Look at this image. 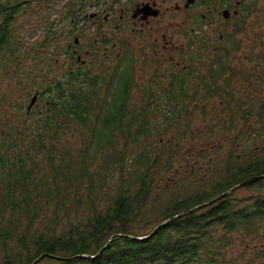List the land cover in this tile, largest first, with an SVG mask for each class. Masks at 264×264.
I'll return each instance as SVG.
<instances>
[{
  "label": "trees",
  "instance_id": "trees-1",
  "mask_svg": "<svg viewBox=\"0 0 264 264\" xmlns=\"http://www.w3.org/2000/svg\"><path fill=\"white\" fill-rule=\"evenodd\" d=\"M48 1L0 0V71L18 84L26 72L18 19ZM83 2L68 4L65 22ZM42 16L35 53L58 34L56 21ZM122 69V77L119 70L69 72L46 87L27 75V96L36 83L45 88L38 92L43 109L30 111L0 77V264H225L236 234L264 229V194H240L264 179L233 189L264 175V156L240 162L231 151L222 181L181 197L167 192L160 180L182 145L161 139L174 128L182 139L177 119L190 111L151 109L147 93L133 103V66Z\"/></svg>",
  "mask_w": 264,
  "mask_h": 264
},
{
  "label": "flooded vegetation",
  "instance_id": "flooded-vegetation-1",
  "mask_svg": "<svg viewBox=\"0 0 264 264\" xmlns=\"http://www.w3.org/2000/svg\"><path fill=\"white\" fill-rule=\"evenodd\" d=\"M259 2L84 0L70 23L73 42L66 47L70 70H98L101 77L119 70L122 77V68L131 64V92L150 94L151 109L210 110L216 103L208 106L205 101L232 93L241 78L248 82L246 76L232 77L234 70L247 73L233 65L238 57L233 51L242 44L238 35L256 9L251 5ZM218 71L224 76L219 81Z\"/></svg>",
  "mask_w": 264,
  "mask_h": 264
},
{
  "label": "rangeland",
  "instance_id": "rangeland-1",
  "mask_svg": "<svg viewBox=\"0 0 264 264\" xmlns=\"http://www.w3.org/2000/svg\"><path fill=\"white\" fill-rule=\"evenodd\" d=\"M72 1L44 2L42 8L38 6L34 12L19 17L17 35L23 44L22 55L26 72L19 73L17 79H21L22 84H18L19 81L15 80L13 75H6L0 71V77H4L2 80L4 86L8 84L13 88L17 102L25 101V105L29 106L34 94L45 89L43 86L46 87L56 79H64V76L71 72L70 61L64 48L73 41L72 37L68 36L70 24L68 21L65 22L64 12ZM251 7L256 9L251 12L244 31L238 35L243 42L235 49L237 51H233V55L238 56L233 59V65H239L247 72L244 75V71L240 69L237 76H246L249 83L239 78L238 82L235 81L232 93L218 94L216 101H205L208 106L215 102V107L210 110L190 111L187 115L178 118L177 121L186 128L182 139L177 140L179 136L175 137L176 128L161 139V142L165 143L171 141L172 148L176 147L177 141L182 145V149L176 153L174 167L160 180V184L167 192L177 191L181 197L192 190L203 192L204 184L211 180L222 181L221 174L226 175L224 166L227 165L231 151L239 156L240 162H249L251 156H264V134H262L264 122H261L260 118L261 112L264 111L262 109L264 107V0L252 4ZM42 15H45L46 19L56 21L58 34L49 42L45 50L37 49L35 53L33 48L38 42H42L46 30ZM261 55L263 59L258 61L257 57ZM90 71L99 74L98 70ZM27 75L30 79L33 77L36 82L43 84L40 86L36 83L30 96L25 93L30 89L27 88ZM132 97V102L136 103L139 98L140 100L144 98V94L134 89ZM44 105V101L37 100L35 107L32 108L41 110ZM157 120H161L160 117ZM205 149L208 153L203 157ZM189 150H193L192 155H189ZM209 161L212 162L211 166H208ZM191 169L197 171L194 178L189 177ZM259 183L241 188L240 194L248 196L264 194V184ZM233 243L225 264H260V253L264 247V229L252 236L236 234Z\"/></svg>",
  "mask_w": 264,
  "mask_h": 264
},
{
  "label": "water",
  "instance_id": "water-1",
  "mask_svg": "<svg viewBox=\"0 0 264 264\" xmlns=\"http://www.w3.org/2000/svg\"><path fill=\"white\" fill-rule=\"evenodd\" d=\"M37 100H38V93L35 94V95L33 96L32 100H31V102H30V104H29V106H28V110H29V111H30V110L32 109V107L36 104ZM259 179H264V175H260V176L252 177V178H250V179L244 181L243 183L239 184L238 186L234 187L233 189L238 188V187H242V186H244L245 184H247V183H249V182H254V181H257V180H259ZM231 191H232V190L228 191L227 193H230ZM215 200H216V199H214V200H212V201H215ZM204 205H207V203H206V204H203V205L196 206L195 208H193V209H191V210H189V211H187V212H184V213H182V214H180V215H177V216H175L174 218L168 220L167 222H165V223L162 224V225L167 224L168 222L174 220L176 217H179V216H183V215L189 214V213H191V212L197 210L198 208H200V207H202V206H204ZM162 225H161V226H162ZM157 229H158V228H157Z\"/></svg>",
  "mask_w": 264,
  "mask_h": 264
}]
</instances>
